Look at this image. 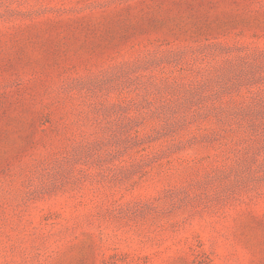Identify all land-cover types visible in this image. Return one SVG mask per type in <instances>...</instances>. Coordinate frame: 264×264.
<instances>
[{
    "label": "rangeland",
    "instance_id": "rangeland-1",
    "mask_svg": "<svg viewBox=\"0 0 264 264\" xmlns=\"http://www.w3.org/2000/svg\"><path fill=\"white\" fill-rule=\"evenodd\" d=\"M0 264H264V0H0Z\"/></svg>",
    "mask_w": 264,
    "mask_h": 264
}]
</instances>
